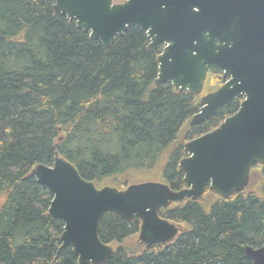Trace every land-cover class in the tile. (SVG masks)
Masks as SVG:
<instances>
[{
    "label": "trees",
    "instance_id": "16d2710c",
    "mask_svg": "<svg viewBox=\"0 0 264 264\" xmlns=\"http://www.w3.org/2000/svg\"><path fill=\"white\" fill-rule=\"evenodd\" d=\"M53 4L0 0V264H78L70 247L59 249L63 223L48 214L52 195L29 176L35 165L59 155L96 187L123 188L124 175L177 191L184 142L215 129L242 100L185 129L200 96L154 85L158 52L147 50L144 31L129 27L105 48ZM224 81L208 74L202 94ZM250 175L229 199L206 192L204 201L161 209L184 228L170 243L142 246L137 218L105 214L98 236L114 252L103 264H251L242 247L264 246V167L254 165Z\"/></svg>",
    "mask_w": 264,
    "mask_h": 264
},
{
    "label": "water",
    "instance_id": "95a60500",
    "mask_svg": "<svg viewBox=\"0 0 264 264\" xmlns=\"http://www.w3.org/2000/svg\"><path fill=\"white\" fill-rule=\"evenodd\" d=\"M53 11L105 48L129 27L144 31L147 50L158 52L156 87L168 83L197 97L208 74L220 75L224 83L200 97L187 129L242 98L233 115L183 144L177 191L160 181L98 188L59 155L35 165L29 176L52 195L48 214L63 223L59 249L70 247L78 264L105 263L114 252L98 236L107 213L137 218L142 246L170 243L184 228L162 218L161 209L202 201L206 190L223 200L245 190L252 167H264V0H54ZM242 250L251 264H264V246Z\"/></svg>",
    "mask_w": 264,
    "mask_h": 264
},
{
    "label": "rangeland",
    "instance_id": "374dc122",
    "mask_svg": "<svg viewBox=\"0 0 264 264\" xmlns=\"http://www.w3.org/2000/svg\"><path fill=\"white\" fill-rule=\"evenodd\" d=\"M124 0H113V2L114 3H121V2H123ZM218 89V88H217ZM184 128L185 129H187V123L185 124V126H184ZM180 138H182V134L180 135ZM172 148H173V146L172 145H170L166 150H164L162 153H161V155H160V157H159V162H160V164H162V165H164L165 164V162L167 161V159H168V157H169V154H170V152L172 151ZM251 176V175H250ZM143 177V176H142ZM119 178L120 179H122V180H126L127 182H130V183H127V185L128 184H133L132 183V181L134 182V183H138V182H142V181H157L155 178H153V177H148V178H146V177H143V178H139V177H134V176H124V175H122V176H119ZM256 178V177H255ZM250 182V181H249ZM255 182V181H254ZM254 182H253V184H254ZM105 185H108V186H110V184H108V183H105L104 185H102V186H105ZM249 185V184H248ZM102 186H100V187H102ZM111 187H113V186H111ZM125 187H123V188H118V189H124ZM205 200V198L202 200V201H204ZM137 239V235H136V237H135V240ZM137 242V241H136Z\"/></svg>",
    "mask_w": 264,
    "mask_h": 264
},
{
    "label": "flooded vegetation",
    "instance_id": "af4514ba",
    "mask_svg": "<svg viewBox=\"0 0 264 264\" xmlns=\"http://www.w3.org/2000/svg\"><path fill=\"white\" fill-rule=\"evenodd\" d=\"M217 76H220V75H217ZM207 78V77H206ZM223 79V78H222ZM224 80V79H223ZM213 91H215V90H213ZM213 91H209V92H206L205 94H207V93H210V92H213ZM205 94H201L200 95V97L202 96V95H205ZM198 97V96H197ZM240 99H242V98H240ZM199 101H200V99H199ZM242 101V100H241ZM240 101V102H241ZM213 119V118H212ZM189 121V120H188ZM209 121V120H208ZM206 122V121H205ZM204 123V122H203ZM202 124V123H201ZM200 125V124H199ZM198 126V125H197ZM197 126H195V127H197ZM195 127H193V128H190V129H188V130H192V129H194ZM185 156H186V154H185ZM184 156V157H185ZM206 192H208V190H206ZM206 192L204 193V196H205V194H206ZM177 205V204H176Z\"/></svg>",
    "mask_w": 264,
    "mask_h": 264
}]
</instances>
